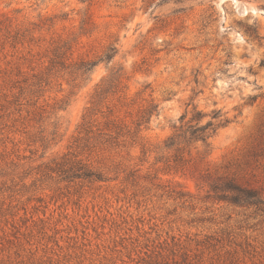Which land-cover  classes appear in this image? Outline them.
Returning a JSON list of instances; mask_svg holds the SVG:
<instances>
[{
  "label": "rangeland",
  "instance_id": "obj_1",
  "mask_svg": "<svg viewBox=\"0 0 264 264\" xmlns=\"http://www.w3.org/2000/svg\"><path fill=\"white\" fill-rule=\"evenodd\" d=\"M0 264H264V0H0Z\"/></svg>",
  "mask_w": 264,
  "mask_h": 264
},
{
  "label": "trees",
  "instance_id": "obj_2",
  "mask_svg": "<svg viewBox=\"0 0 264 264\" xmlns=\"http://www.w3.org/2000/svg\"><path fill=\"white\" fill-rule=\"evenodd\" d=\"M118 48L115 46H111L108 48L107 52L102 56L98 61L93 60H81L77 69L81 71L83 74L91 72L95 66H97L98 62L105 61L106 63H110L118 53ZM63 54L60 52L55 53V60L62 58ZM60 64L61 62H56ZM63 65V64H62ZM115 77L110 79V83L115 80ZM157 111V106L150 107L147 111H144L141 120L138 123V127H141L143 124L148 123L151 116ZM206 117L205 114L201 112H197L190 121L184 123L186 116L181 117V125L179 127H174V133L165 141L164 149L173 150L175 147L177 152H180V144L187 143H202L204 146L209 147V140L212 136L215 135L217 130L223 125L220 111H213V116L211 119L202 124L203 118ZM175 161H181V156L179 154L176 155ZM77 178L83 179H96L100 180L101 176L92 172L90 169H85V171L81 174H77ZM226 189L229 191H233L236 194L233 199L237 204L244 205H254L259 201V197L257 192L252 189L244 188L235 183L234 180H231L226 183Z\"/></svg>",
  "mask_w": 264,
  "mask_h": 264
}]
</instances>
